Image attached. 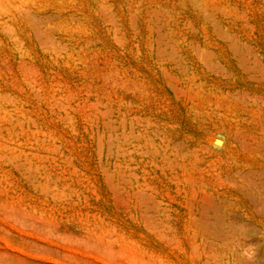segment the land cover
<instances>
[{"label":"rangeland","instance_id":"rangeland-1","mask_svg":"<svg viewBox=\"0 0 264 264\" xmlns=\"http://www.w3.org/2000/svg\"><path fill=\"white\" fill-rule=\"evenodd\" d=\"M0 264H264V0H0Z\"/></svg>","mask_w":264,"mask_h":264},{"label":"bare ground","instance_id":"bare-ground-1","mask_svg":"<svg viewBox=\"0 0 264 264\" xmlns=\"http://www.w3.org/2000/svg\"><path fill=\"white\" fill-rule=\"evenodd\" d=\"M244 59V58H243Z\"/></svg>","mask_w":264,"mask_h":264}]
</instances>
